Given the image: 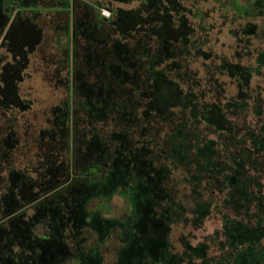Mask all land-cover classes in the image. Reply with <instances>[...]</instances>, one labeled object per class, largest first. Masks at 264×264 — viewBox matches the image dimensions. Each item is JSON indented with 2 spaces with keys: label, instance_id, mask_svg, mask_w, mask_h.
I'll return each mask as SVG.
<instances>
[{
  "label": "trees",
  "instance_id": "trees-1",
  "mask_svg": "<svg viewBox=\"0 0 264 264\" xmlns=\"http://www.w3.org/2000/svg\"><path fill=\"white\" fill-rule=\"evenodd\" d=\"M9 1L18 7L34 6V0ZM168 2L169 8L162 13L149 5L144 17L137 10L112 11L108 31L96 30L93 22L85 24L84 38L79 28L75 31L84 39L91 71L101 73L87 81L76 69L75 96L65 104L72 101L85 107L89 119L96 116L111 129L105 139L97 128L88 130L90 148L98 154L101 146L106 158L95 157L85 183L88 180L91 188L101 186L99 182L108 189L114 183L124 186L121 195L138 216L136 232L123 228L124 235H161L160 240H153L156 246L157 241H165L171 225L181 221L199 227L215 210L222 224L215 235L224 237L219 241L223 256L215 264H264V123L257 126L247 120L250 115L260 120L264 114V99L251 89L253 76L264 69V49L258 52L255 66L232 63L206 51V37L199 32L207 29L190 26L175 0ZM5 3L0 0V8ZM222 4L226 18L228 9L233 10V19L260 18V23L248 22L233 32L242 36L239 41L249 44L251 37L264 41V0ZM98 17L102 18L100 11ZM18 21L10 34L12 40L32 38L30 46L37 43L39 36H28L30 23L24 28ZM137 24L143 26L135 29ZM192 58L211 61L206 65V89L189 66ZM217 75L235 83L233 97H227ZM6 77L2 76L1 103L16 98V77ZM84 89V99H76ZM11 121L13 117L0 137V203L6 202L2 215L16 208L13 195H36L30 190L36 180L26 170L14 168L22 159L15 152L20 141ZM6 159L10 168L4 175ZM101 163L109 169L104 174L95 170ZM49 179L41 182L42 192L48 191ZM202 249L201 264L213 262ZM91 262L98 264L95 256Z\"/></svg>",
  "mask_w": 264,
  "mask_h": 264
},
{
  "label": "flooded vegetation",
  "instance_id": "flooded-vegetation-1",
  "mask_svg": "<svg viewBox=\"0 0 264 264\" xmlns=\"http://www.w3.org/2000/svg\"><path fill=\"white\" fill-rule=\"evenodd\" d=\"M115 1L129 3L131 0ZM135 1L139 2L136 9L113 10L100 3H91L90 0H34L33 7H18L17 3L13 4L9 0L5 3L3 0L5 5L0 8V25H3L0 31V50L6 49L10 52L12 61L5 63V55L0 52V89L3 88L4 74L7 77H16L14 82L16 98L6 100L5 103H1L0 98V110L2 106L6 109V122L1 126L0 137L5 135L2 133L9 124V118L13 117L14 121L11 122H14L13 127L21 142L17 133L18 117L15 113L28 111L32 102L20 96L18 83L23 79L22 72L27 66L28 56L41 44L40 42L39 45L30 46L32 38L17 42L12 40L10 34L13 33L16 19L19 18L18 24L22 22L24 28L26 23H30L31 25L27 26V29L29 28L27 32L28 36L33 35L37 33L35 29L42 30L37 19L45 9V12H54L58 16L65 15V25L57 29L68 32L70 26L71 34L58 37L57 44L62 49V56L55 62L56 69L53 71L57 84L66 88L68 96L60 105L52 109V118L48 120V126L31 132L32 125L27 123L24 137L26 136L28 142L24 141V147L30 150L34 146L33 155L25 158L28 154L19 151L20 143L15 150L22 160L18 164L14 163V168L26 170L33 180H36L37 184L30 187L36 195L34 197H24L20 193L13 195V200L16 198L14 201L16 208L11 213L7 211V215H2L6 202L0 203V264H92L94 256L98 264H137L138 257H140V264H201L202 248L206 253V259L213 261L208 264H215L219 260L218 257L223 256V251L219 248V241L223 240V235H215L211 238L212 243L216 241L214 245L217 249L214 255L210 244L199 242L191 245L185 240L182 241V252H176L170 242L172 225L169 235L164 237L165 241H157L156 246L153 240H160L161 235H124L123 228L126 231L131 228L134 233L138 228V216L136 212L134 213V207L132 208L131 202L121 195L124 186L121 183H114L108 189L99 182L101 186L91 188L88 180L85 183L84 177L88 175V167L95 166L93 165L95 157L106 158L99 144L97 146H100L101 152L98 154L94 148H90L91 134L89 135L88 130L90 127L97 128L99 135L105 139L111 129L105 127L107 121H99L96 116L89 119L88 114H85V107H77L72 101L67 106L65 104L66 100L69 98L72 100L75 96L72 85L76 69L86 77L87 81L90 77L97 78L101 73L96 69L91 71L85 57L87 53V50L83 48L85 44L79 46L75 31L79 28L83 35L86 31L85 24L91 22L96 26V30L108 31V20H111L112 11L137 10L140 16L144 17L149 13L145 11L149 5L152 6V10L159 13L169 8L168 0ZM65 2L68 4L66 8H63ZM175 2L178 9H181V14H184L185 9L179 0ZM45 3L51 5H42ZM103 9L107 10V17L101 14ZM98 11L102 18L98 17ZM28 18L30 20L26 22L25 19ZM142 26L137 24L134 27L138 29ZM76 47L82 50H76ZM62 72L64 76L61 75ZM85 92L86 89L82 92L83 94L79 93L76 99L81 97L84 99ZM25 103H28L27 107L21 108ZM66 108L69 111L66 112ZM6 112H11V115H6ZM3 126L5 127L2 128ZM43 132L46 133L45 136H42ZM24 159L28 161L27 166L18 167ZM5 163L4 175L10 168L7 159ZM95 170L104 174L109 169L101 163ZM42 178L43 180H40ZM48 179L52 181L49 184L46 182L48 191L42 192L43 185L40 187V184ZM115 197L121 200V209L117 205H112ZM129 217L130 221H128Z\"/></svg>",
  "mask_w": 264,
  "mask_h": 264
},
{
  "label": "rangeland",
  "instance_id": "rangeland-1",
  "mask_svg": "<svg viewBox=\"0 0 264 264\" xmlns=\"http://www.w3.org/2000/svg\"><path fill=\"white\" fill-rule=\"evenodd\" d=\"M219 1L220 0H179V3L185 9L183 13L186 15L190 26L198 28L202 25L207 29L205 32H199V34L206 37H204L207 41L203 48L204 50L222 56L232 63L255 66V59L258 52L264 49V41H259L251 37L249 39V44H246L243 41H239V38L242 37L241 35H235L233 32L238 31L241 26L248 22L260 23V18H247L244 20L233 19L234 12L231 9H228L229 11L227 10L226 18L223 16L225 5L222 4V2H226V0ZM90 2L100 3L113 10L117 8H122L123 10L136 9L139 6V2L135 0H131L129 3L117 2L115 0H90ZM42 5L50 6L51 4L45 3ZM44 10L37 19L44 33L42 42L37 46L36 50L28 56L29 60L27 66L22 72L23 79L18 83L20 96L25 100H30L32 105L28 111H16V113L14 111L16 117H18L17 133L21 140L18 149L28 154L25 158L33 155L35 152L34 146H32L30 150L24 147V141L25 143L28 142L26 136L24 137V130L26 129L27 123L32 125L31 132L41 127L48 126V120L52 118V109L60 105L68 96L66 88L57 84L56 78L53 76V71L56 69L55 62L57 59H61L60 56H62V49L59 48L57 44L58 37L63 34L70 35L71 29L70 26L68 32L57 29V27H63L65 25L66 16H58V14H54V12H45ZM107 13V10H105L104 13L101 12V14L106 17L108 15ZM197 36L199 37L200 35ZM78 40L80 43L79 46L83 45V40L79 35ZM77 49L80 48L76 47V50ZM247 51H249V55H246ZM0 52L5 55V63L12 61L11 53L7 52L6 49H2ZM189 61L191 70L197 72V77L201 79L202 87L206 89L208 85V83H206L207 75L205 74L207 71L206 65H209L211 61L201 58H192ZM218 61L219 60L215 58L216 64ZM61 75L64 76V72H62ZM218 78L220 82L225 84V94L227 97H233L237 92L235 83L226 76H218ZM251 89L253 95H261L264 99V69L261 70L260 75L253 76ZM7 114L11 115V112H6V115ZM247 120L258 126L264 123V114L260 120H257L252 115H250ZM238 121L241 122V119ZM5 122V111L0 110V129ZM27 162L28 161L24 159L18 167L27 166ZM262 183L264 184V178L262 179ZM112 205H117L118 208L121 209V200L115 197ZM221 225V215L215 210L210 216L203 220L199 227L192 226L191 222L182 223L180 221L171 226L170 242L176 252H182L183 240L188 241L191 245H196L199 242H206L211 245V252L214 255L217 249L214 245L216 241L212 243L211 238L215 236V233L220 232Z\"/></svg>",
  "mask_w": 264,
  "mask_h": 264
},
{
  "label": "crops",
  "instance_id": "crops-1",
  "mask_svg": "<svg viewBox=\"0 0 264 264\" xmlns=\"http://www.w3.org/2000/svg\"><path fill=\"white\" fill-rule=\"evenodd\" d=\"M35 31H37V33L35 32V34H33V35H37L40 38L37 43H34V45L36 46V45H39L40 42H42V38H43L44 33H43V30H41V29H35Z\"/></svg>",
  "mask_w": 264,
  "mask_h": 264
},
{
  "label": "built area",
  "instance_id": "built-area-1",
  "mask_svg": "<svg viewBox=\"0 0 264 264\" xmlns=\"http://www.w3.org/2000/svg\"><path fill=\"white\" fill-rule=\"evenodd\" d=\"M105 10H102V12L104 13ZM108 14V13H107ZM108 16V15H107Z\"/></svg>",
  "mask_w": 264,
  "mask_h": 264
}]
</instances>
